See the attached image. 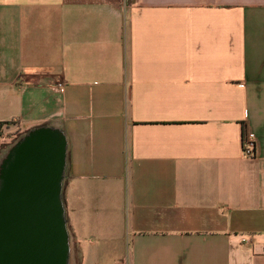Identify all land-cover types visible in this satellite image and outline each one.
<instances>
[{
    "label": "crops",
    "instance_id": "crops-1",
    "mask_svg": "<svg viewBox=\"0 0 264 264\" xmlns=\"http://www.w3.org/2000/svg\"><path fill=\"white\" fill-rule=\"evenodd\" d=\"M43 127L71 264H264V0H0V130Z\"/></svg>",
    "mask_w": 264,
    "mask_h": 264
},
{
    "label": "water",
    "instance_id": "water-1",
    "mask_svg": "<svg viewBox=\"0 0 264 264\" xmlns=\"http://www.w3.org/2000/svg\"><path fill=\"white\" fill-rule=\"evenodd\" d=\"M67 139L35 129L0 161V264H71L63 201Z\"/></svg>",
    "mask_w": 264,
    "mask_h": 264
},
{
    "label": "built area",
    "instance_id": "built-area-1",
    "mask_svg": "<svg viewBox=\"0 0 264 264\" xmlns=\"http://www.w3.org/2000/svg\"><path fill=\"white\" fill-rule=\"evenodd\" d=\"M47 84L55 91L62 92L66 87L64 80H61L57 76H48ZM257 140L252 134L245 135L244 139V153L245 156L249 158H254L256 156Z\"/></svg>",
    "mask_w": 264,
    "mask_h": 264
},
{
    "label": "rangeland",
    "instance_id": "rangeland-1",
    "mask_svg": "<svg viewBox=\"0 0 264 264\" xmlns=\"http://www.w3.org/2000/svg\"><path fill=\"white\" fill-rule=\"evenodd\" d=\"M20 133L17 132L16 130H0V144L4 143H8V141L10 143L15 144L18 141V138H13V136H20ZM1 146V145H0ZM65 204V203H64ZM67 218V216H66ZM67 224H68V220H67ZM70 238H71V234H70Z\"/></svg>",
    "mask_w": 264,
    "mask_h": 264
},
{
    "label": "flooded vegetation",
    "instance_id": "flooded-vegetation-1",
    "mask_svg": "<svg viewBox=\"0 0 264 264\" xmlns=\"http://www.w3.org/2000/svg\"><path fill=\"white\" fill-rule=\"evenodd\" d=\"M64 201V200H63Z\"/></svg>",
    "mask_w": 264,
    "mask_h": 264
}]
</instances>
